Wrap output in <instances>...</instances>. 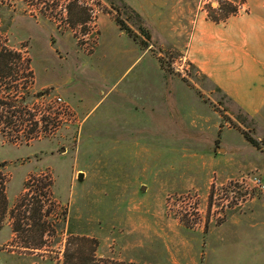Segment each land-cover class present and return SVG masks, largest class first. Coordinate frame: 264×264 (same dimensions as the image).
Masks as SVG:
<instances>
[{
    "label": "rangeland",
    "instance_id": "obj_1",
    "mask_svg": "<svg viewBox=\"0 0 264 264\" xmlns=\"http://www.w3.org/2000/svg\"><path fill=\"white\" fill-rule=\"evenodd\" d=\"M219 2L244 0H0V31L33 72L1 89L0 264H264V108L250 116L190 52L201 15L238 14ZM91 5L150 33L127 73L103 63L122 38L74 63L96 43ZM60 34L67 62L50 51Z\"/></svg>",
    "mask_w": 264,
    "mask_h": 264
},
{
    "label": "crops",
    "instance_id": "obj_2",
    "mask_svg": "<svg viewBox=\"0 0 264 264\" xmlns=\"http://www.w3.org/2000/svg\"><path fill=\"white\" fill-rule=\"evenodd\" d=\"M243 8L247 10L243 13L231 14L220 22L201 15L190 37V52L196 58L199 68L212 78L226 95L250 116H255L264 108V0H244ZM96 28V43L90 53H85L83 49L81 50L85 54L81 53L77 50V43L73 42L76 45L73 47L76 59L74 63L80 69L95 57L103 37L122 38V44L111 45L116 47V56L114 61H103L105 70L112 64L117 66L119 61L123 63L127 60L124 71L127 73L144 55L140 45L119 28L110 14L101 13ZM65 36L60 34L57 37L56 47L50 46V51L59 60L67 62L68 52L60 47V43L67 41ZM66 82L68 80L62 83ZM50 85L51 82L39 84V86ZM58 91L69 100L74 101L76 97L71 86Z\"/></svg>",
    "mask_w": 264,
    "mask_h": 264
},
{
    "label": "trees",
    "instance_id": "obj_3",
    "mask_svg": "<svg viewBox=\"0 0 264 264\" xmlns=\"http://www.w3.org/2000/svg\"><path fill=\"white\" fill-rule=\"evenodd\" d=\"M219 9L222 11L224 10L226 13H228L229 11L236 12L237 6L235 5V8L229 9L228 7L224 6V4H221L219 2ZM228 16L229 15H226L224 16V18L214 17L212 18V20L215 22H220L225 20ZM114 20L119 26V28L122 31H124L129 37H131L135 42H137L141 46V48L146 49L150 46L152 37L150 36V33L147 32V30L143 29L142 27L138 28L140 34L144 37V39H140L139 35L136 34L130 27H128L121 19L115 17ZM25 72H29L30 76L32 77L33 72L32 70H30L29 60L25 59L21 51L12 49L7 44V40L0 31V95L2 93L1 89L5 84H9L11 82L12 84L14 82L17 83L18 81H20L21 78L20 75ZM6 80L7 83H5ZM21 84L23 88H26L27 85L25 87L23 85L28 83L24 81ZM15 87L16 89H14ZM19 88H20V84H17L13 87V89L16 91ZM2 104H3L2 98L0 96V105ZM0 121L2 120L0 119ZM244 136L250 143H252L253 145L256 144V141L252 137H250L247 133H244ZM0 182H2V184L4 182V179H2L1 177H0ZM0 205L2 207V210H5L6 197L4 195L3 188L0 190ZM77 260L78 261L74 262L73 255H71L70 257L66 256L65 264H103V261H99V259L94 258L93 253H91L87 257L80 255Z\"/></svg>",
    "mask_w": 264,
    "mask_h": 264
},
{
    "label": "built area",
    "instance_id": "obj_4",
    "mask_svg": "<svg viewBox=\"0 0 264 264\" xmlns=\"http://www.w3.org/2000/svg\"><path fill=\"white\" fill-rule=\"evenodd\" d=\"M236 6H237L236 13L244 11L243 4H237ZM91 7L92 8L90 9V20L88 21V26L90 28H96L97 19L99 16V10H97L93 5H91ZM85 36H86V34L83 35V37H85ZM54 101L57 104H59L61 106V108L64 109L65 111L70 110L68 105L65 103L64 99L61 96H55ZM252 183L256 188H258L260 190H262L264 188V185H263L262 181L260 180V178L254 177L252 179Z\"/></svg>",
    "mask_w": 264,
    "mask_h": 264
},
{
    "label": "water",
    "instance_id": "obj_5",
    "mask_svg": "<svg viewBox=\"0 0 264 264\" xmlns=\"http://www.w3.org/2000/svg\"><path fill=\"white\" fill-rule=\"evenodd\" d=\"M79 178L81 179L82 178V173H79ZM145 187L143 186V189H144Z\"/></svg>",
    "mask_w": 264,
    "mask_h": 264
}]
</instances>
